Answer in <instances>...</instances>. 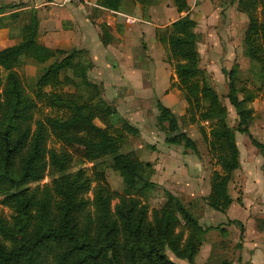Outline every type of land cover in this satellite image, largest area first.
<instances>
[{
	"label": "trees",
	"instance_id": "obj_1",
	"mask_svg": "<svg viewBox=\"0 0 264 264\" xmlns=\"http://www.w3.org/2000/svg\"><path fill=\"white\" fill-rule=\"evenodd\" d=\"M157 1L103 0L102 4L128 10L139 3L146 10ZM238 1L239 9L249 17L242 41L244 54L258 61L255 75L262 78V85L242 83L238 63L222 67L226 97L238 115L234 125L227 105L213 92L209 73L198 65L193 30L196 21L186 15L157 31L158 40L174 63L178 86L191 107V122L208 124L209 131L203 132L208 152L220 169L212 172L206 202L221 212L233 202L228 185L240 165L236 133L249 134L253 144L264 152V144L250 131L254 109L249 106L258 97L264 99V15L259 13L262 0ZM174 2L180 12L189 8L187 0ZM24 5L23 1H11L1 4L0 9ZM19 16L14 12L0 17V24ZM38 29L39 19L33 9L22 41L0 49V202L12 211L11 219L0 216V264H178L167 255L168 250L196 264L195 257L212 227L204 228L181 196L166 189L164 204L153 208L150 215L149 205L132 190L115 194L105 180L93 186L94 179L85 168L72 170L74 157L65 147L68 143L83 146L86 160L95 167L134 174L154 172L152 163L135 161L123 150L126 139L122 134L108 132L96 123L97 114L106 117L110 127L123 118L102 98V85L90 79L89 63L81 56L82 50H52L39 42ZM104 30L107 32L105 26ZM29 48L47 54L65 53L29 80L40 86L50 84L58 73H65L64 80L77 86V99H65L53 91L44 96L57 107L67 106L68 118L36 116L37 102L17 71ZM156 105L165 141L197 152L196 140L182 128L175 112L161 100ZM57 130L71 134L63 138L64 146L51 148L50 134ZM48 168L53 171L52 180L40 185ZM90 190L92 199L86 197Z\"/></svg>",
	"mask_w": 264,
	"mask_h": 264
},
{
	"label": "crops",
	"instance_id": "obj_2",
	"mask_svg": "<svg viewBox=\"0 0 264 264\" xmlns=\"http://www.w3.org/2000/svg\"><path fill=\"white\" fill-rule=\"evenodd\" d=\"M11 1H23L25 5L13 9H0V17H6L14 12L20 13L17 19L11 21L7 19L0 24V49L22 41L25 27L31 22L32 10L35 9L39 19V42L52 50H82L81 56L89 63L90 79L103 82L105 86L113 81H135L136 76L140 74L147 75L150 81L153 78L154 81L162 79L164 68L161 66L168 63L166 59L168 50L157 38L158 29L166 28L186 15L195 20L194 10L201 5L199 0H187L189 8L181 12L174 0H158L146 10L139 3L128 10L113 9L103 5V0H74L68 3L61 0H0V5ZM213 2L204 0L202 9L206 15L211 8L209 3ZM260 5L264 9V0ZM231 8L232 11L237 9L238 15L234 17L236 19L229 29L238 28V34L236 32V35H233L235 32H231L228 41L224 43L219 36L215 37L216 40L213 36L211 41L207 32L202 42L204 47H198L197 43L198 64L211 72L215 70L214 66H220L222 61L228 63L227 68L238 63L242 72L256 73L258 61L244 54L242 43L249 17L239 9L238 0H234ZM238 18L242 22L239 26ZM195 26L197 27V24ZM195 26L194 32L197 30ZM64 55L63 52L47 54L29 48L23 59V72L28 77L40 75ZM150 65L157 67L155 74L148 68ZM64 74L58 73L50 84H41L38 88L44 87L46 93L53 91L59 93L62 98H68L61 92L60 87L54 85L55 82L63 81ZM156 94L161 98V94ZM260 98H256L249 106L254 109L253 104ZM262 101L264 103V100ZM164 104L172 109L171 105ZM62 108L66 112L69 110L67 106ZM255 119L254 110L250 131L264 144V125L259 128L260 132L255 131ZM236 141L240 150V165L233 171L228 185L233 202L225 212L213 209L206 202V197L211 193L212 172L220 167L215 165L212 171L201 170L200 176L202 179H208V187L204 188V192L196 194L198 197L202 196L201 199L204 200L202 204L197 203L200 210L196 216L204 228H212L206 233L205 240L199 248L195 257L196 264H224L225 261H229L230 264H264V157L261 153L255 154L259 148L253 144L249 134L237 132ZM245 152L248 155L243 157ZM165 187L182 197L168 185ZM169 256L178 264H192L174 254Z\"/></svg>",
	"mask_w": 264,
	"mask_h": 264
},
{
	"label": "rangeland",
	"instance_id": "obj_3",
	"mask_svg": "<svg viewBox=\"0 0 264 264\" xmlns=\"http://www.w3.org/2000/svg\"><path fill=\"white\" fill-rule=\"evenodd\" d=\"M200 6L195 9V20L197 24V30L195 32L198 47H204V36L208 32L211 38L220 37V40L224 43L228 41L231 32L233 35L238 34V28L229 29L235 16L238 15V10L232 9L234 0H225L219 3H209L211 8L209 11L204 12L202 5L204 0H199ZM264 9L259 7V13L264 15ZM237 25H241L242 22L238 18ZM209 38V39H210ZM168 57V58H167ZM166 59H168L167 65H163L162 79L158 81L149 80L147 75L140 74L136 76L135 81H117L108 82L107 86L103 82L95 81L102 85V98L113 105L118 110V114L123 118V121L115 122L114 127L109 126L108 119L100 114L96 116V123L106 128L108 132H117L122 134L126 142L123 146V150L127 151L135 161H148L152 163L154 172H141L134 174L127 170H115L111 167H103L102 165L95 167L92 162H89L85 158L84 147L74 143H63V138L71 134L70 131L57 130L51 132L48 142L49 147L60 148L65 147L72 152L74 162L72 164V170L78 167L86 169L88 175L93 179V186L97 184L99 180H105L109 184L111 190L115 191V194L124 193L126 189L133 191L134 195L145 201L150 208V215L153 208H160L166 200L167 189L165 185L175 192L182 195L185 202L190 203L191 210L196 216L198 213L197 203L204 202L202 196L198 197V193L204 192V188L208 187V179H202L200 175L205 171H212L215 167V162L212 160L208 152L207 143L205 140L204 131L208 132V124L191 122L192 112L187 99L181 89L178 86L177 76L174 75V63L169 58L167 51ZM222 64L215 65V70L209 72V78L214 87V93L223 100L229 107V119L234 125L237 121V114L235 108L230 104L227 93V83L222 72V67L228 66V63L224 61ZM199 65V64H198ZM203 68L202 66H199ZM149 69L155 74L156 68L154 65L148 66ZM205 69V68H203ZM24 65L21 63L17 67V71L23 76L25 85L28 87V91L37 102V117H57L68 118L70 115V109L64 110L62 107H57L52 104L46 97L41 94H46V89L43 87L38 88L31 80V77L26 76L23 72ZM240 78L244 81L245 85L250 87H260L262 79L256 77L255 73L240 70ZM90 77V76H89ZM64 81V82H63ZM60 83L55 82L56 87H60L61 92L66 95L65 99L75 100L78 97L77 86L73 82H67L64 80ZM31 86V87H30ZM30 87V88H29ZM36 87V88H35ZM44 90V91H43ZM48 90V88H47ZM34 91L35 93H33ZM43 91V92H42ZM52 92V91H50ZM48 93V92H47ZM158 94H161V98ZM37 94V95H35ZM70 95H72L70 97ZM157 100H161L163 103H167L172 106V110L177 115L179 123L182 128L185 129L188 134L196 140L198 151L193 152L186 150L182 145L169 144L165 141L166 133L158 126V115L160 113L156 103ZM264 99L260 98L253 104L256 119H255V131L260 132V127L264 125ZM66 107V106H64ZM68 109V108H67ZM124 112V113H123ZM95 137H97L95 135ZM262 154L264 152L259 149L256 153ZM248 155L247 152L243 153V157ZM260 157V156H257ZM51 169H47L44 178L39 182L40 185L49 183L52 180ZM152 183V185H148ZM37 183H33L34 186ZM148 185V186H146ZM169 190V189H168ZM197 194V195H196ZM86 197L92 199L93 191L90 190L86 193ZM117 199L114 200V203ZM0 216H4L8 219L12 217V211L9 207L0 202ZM167 255H173L168 250Z\"/></svg>",
	"mask_w": 264,
	"mask_h": 264
},
{
	"label": "built area",
	"instance_id": "obj_4",
	"mask_svg": "<svg viewBox=\"0 0 264 264\" xmlns=\"http://www.w3.org/2000/svg\"><path fill=\"white\" fill-rule=\"evenodd\" d=\"M63 3H68V2H72L74 0H61ZM78 1H81V0H78ZM211 1H214V2H221V1H225V0H211Z\"/></svg>",
	"mask_w": 264,
	"mask_h": 264
}]
</instances>
